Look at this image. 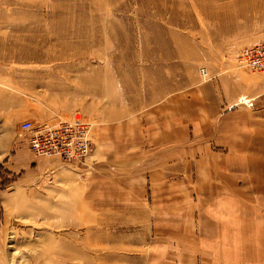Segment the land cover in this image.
<instances>
[{"label": "rangeland", "instance_id": "1", "mask_svg": "<svg viewBox=\"0 0 264 264\" xmlns=\"http://www.w3.org/2000/svg\"><path fill=\"white\" fill-rule=\"evenodd\" d=\"M240 3L0 0V264L150 262L151 232L143 210L129 207L131 193L96 194L97 184L120 187L88 170L97 152H113L112 128L103 144L97 129L159 92L206 83L209 65L218 69L220 57L252 69L238 59L255 46L232 51L227 45ZM76 117L91 126L85 162L31 152L24 121ZM170 165L181 162L169 159Z\"/></svg>", "mask_w": 264, "mask_h": 264}, {"label": "crops", "instance_id": "2", "mask_svg": "<svg viewBox=\"0 0 264 264\" xmlns=\"http://www.w3.org/2000/svg\"><path fill=\"white\" fill-rule=\"evenodd\" d=\"M239 1L232 51L264 44V0ZM214 63L206 83L159 92L97 129L103 144L112 128L113 152H97L88 170L120 187L96 194L131 193L152 236L148 264H264V71Z\"/></svg>", "mask_w": 264, "mask_h": 264}, {"label": "built area", "instance_id": "3", "mask_svg": "<svg viewBox=\"0 0 264 264\" xmlns=\"http://www.w3.org/2000/svg\"><path fill=\"white\" fill-rule=\"evenodd\" d=\"M241 67L264 71V44L247 49L238 59ZM30 150L37 157L85 162L92 153L91 126L81 117L60 124L24 121Z\"/></svg>", "mask_w": 264, "mask_h": 264}, {"label": "bare ground", "instance_id": "4", "mask_svg": "<svg viewBox=\"0 0 264 264\" xmlns=\"http://www.w3.org/2000/svg\"><path fill=\"white\" fill-rule=\"evenodd\" d=\"M59 90V89H58ZM83 116V115H82ZM74 118V117H73ZM73 120V119H72Z\"/></svg>", "mask_w": 264, "mask_h": 264}]
</instances>
